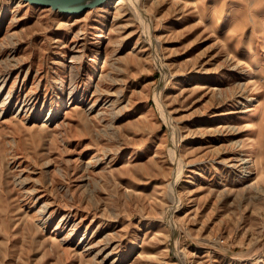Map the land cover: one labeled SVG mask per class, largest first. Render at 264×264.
I'll return each mask as SVG.
<instances>
[{
  "label": "rangeland",
  "instance_id": "obj_1",
  "mask_svg": "<svg viewBox=\"0 0 264 264\" xmlns=\"http://www.w3.org/2000/svg\"><path fill=\"white\" fill-rule=\"evenodd\" d=\"M137 4L0 0V264H264V0Z\"/></svg>",
  "mask_w": 264,
  "mask_h": 264
},
{
  "label": "water",
  "instance_id": "obj_2",
  "mask_svg": "<svg viewBox=\"0 0 264 264\" xmlns=\"http://www.w3.org/2000/svg\"><path fill=\"white\" fill-rule=\"evenodd\" d=\"M32 5L47 7L61 14H80L110 0H23Z\"/></svg>",
  "mask_w": 264,
  "mask_h": 264
},
{
  "label": "bare ground",
  "instance_id": "obj_3",
  "mask_svg": "<svg viewBox=\"0 0 264 264\" xmlns=\"http://www.w3.org/2000/svg\"><path fill=\"white\" fill-rule=\"evenodd\" d=\"M125 0H112V1H108L107 3L101 5V6H98V8L102 11H107L109 10V8L111 7H117L119 5H121ZM130 2V4L132 5V7L134 6V9L135 11L137 12L139 9H138V4H137V0H128ZM133 9V8H132ZM134 11V12H135ZM65 15H70V14H65ZM137 15V13H136ZM97 36V35H96ZM96 44H98V40L95 42ZM259 105V104H258ZM242 162L243 163H246V166L245 167H248L249 166V160L248 159H242ZM242 166V165H241ZM170 184V183H169ZM170 189V187H169ZM171 190V189H170Z\"/></svg>",
  "mask_w": 264,
  "mask_h": 264
}]
</instances>
